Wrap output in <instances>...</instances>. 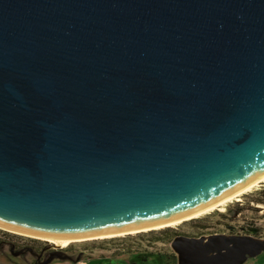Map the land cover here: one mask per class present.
Wrapping results in <instances>:
<instances>
[{"label": "water", "instance_id": "obj_1", "mask_svg": "<svg viewBox=\"0 0 264 264\" xmlns=\"http://www.w3.org/2000/svg\"><path fill=\"white\" fill-rule=\"evenodd\" d=\"M263 175L264 0H0V225L143 229ZM262 242L171 245L178 264H237Z\"/></svg>", "mask_w": 264, "mask_h": 264}, {"label": "rangeland", "instance_id": "obj_2", "mask_svg": "<svg viewBox=\"0 0 264 264\" xmlns=\"http://www.w3.org/2000/svg\"><path fill=\"white\" fill-rule=\"evenodd\" d=\"M261 186H264V181L242 194L239 199L226 202L209 213L169 228H179L182 234L189 236L226 234L232 237L238 235L233 232L242 231L261 238L264 244V204H257L255 196L251 194ZM237 201L244 204L239 214L236 213V208L239 206ZM162 229L164 228L155 230ZM150 232L151 230L111 238L72 242L67 246L59 247L64 249V255L70 258H55L47 264H138L136 263L138 259L142 258L141 261H144V256L141 257V255L147 256L146 264H178V255L171 242L149 240ZM143 235L146 239L142 237ZM26 243L37 247L49 245L58 247L47 240L22 235L0 227V264H34L35 256L28 250L19 253L18 246ZM13 244L16 246L12 251ZM129 250H134V252ZM247 257L248 259L237 264H264V248L260 254Z\"/></svg>", "mask_w": 264, "mask_h": 264}, {"label": "bare ground", "instance_id": "obj_3", "mask_svg": "<svg viewBox=\"0 0 264 264\" xmlns=\"http://www.w3.org/2000/svg\"><path fill=\"white\" fill-rule=\"evenodd\" d=\"M264 181V175L262 177H260L259 179H257L256 181L252 182L251 184L247 185L246 187L236 191L235 193L223 198L222 200L192 214L189 216H186L184 218L175 220V221H171L168 223H164V224H160V225H156V226H151V227H147V228H143V229H135V230H130V231H124V232H118V233H112V234H106V235H100V236H94V237H87V238H78V239H70V240H60V239H53V238H47V237H40V236H36V235H32V234H28V233H24V232H20L8 227H5L3 225H0L1 228L15 232V233H19L22 235H26V236H32V237H37V238H41L44 240H47L53 244H55L58 247H64L69 245L72 242H77V241H83V240H90V239H99V238H111V237H115V236H121V235H125V234H134V233H138V232H142V231H149V230H155V229H161V228H165V227H170V226H175L179 223H182L186 220H190L199 216H202L206 213H209L210 211L218 208L219 206H222L223 204H225L226 202H229L231 200L234 199H239V197L250 191L251 189H253L255 186H257L259 183Z\"/></svg>", "mask_w": 264, "mask_h": 264}, {"label": "flooded vegetation", "instance_id": "obj_4", "mask_svg": "<svg viewBox=\"0 0 264 264\" xmlns=\"http://www.w3.org/2000/svg\"><path fill=\"white\" fill-rule=\"evenodd\" d=\"M233 233H236L238 235H248V234L252 235V234L247 233V232L243 233L242 231L241 232H233ZM200 236H202V235H200ZM15 246L16 245L13 244V246L11 247L12 251L15 249ZM18 248H19V253L24 252L25 250H28L30 253H32L35 256L34 264H43L44 261L49 259L53 254H55L58 251H63V254L65 253L64 249H60L59 247H52L51 245L44 246V247H37V246H34L33 244H27L26 243V244L18 246ZM143 256H144V258H143L144 261H141L142 258L138 259L137 262L135 260L134 261L138 264H146V262H148V258L145 255H141V257H143Z\"/></svg>", "mask_w": 264, "mask_h": 264}, {"label": "trees", "instance_id": "obj_5", "mask_svg": "<svg viewBox=\"0 0 264 264\" xmlns=\"http://www.w3.org/2000/svg\"><path fill=\"white\" fill-rule=\"evenodd\" d=\"M252 195L255 196V201L257 204H260V203H263L264 204V186H261V188H257L254 190V192H251ZM237 205L241 206V207H237L236 208V213H241V210L243 209L242 206H244L243 203L237 201L236 202ZM256 204V208L258 207ZM259 208V207H258ZM257 208V209H258ZM151 230L150 234H149V240H158V241H170L172 242V240L174 239V237L176 235H179V234H182L180 229L176 228V229H173V228H169V227H166L162 230ZM143 238L146 239L145 235L142 236ZM130 252H134V250H129Z\"/></svg>", "mask_w": 264, "mask_h": 264}]
</instances>
